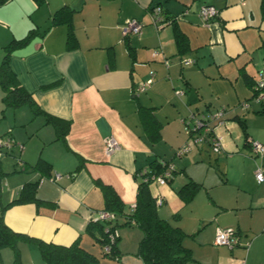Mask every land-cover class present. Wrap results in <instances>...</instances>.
<instances>
[{
  "label": "crops",
  "instance_id": "crops-1",
  "mask_svg": "<svg viewBox=\"0 0 264 264\" xmlns=\"http://www.w3.org/2000/svg\"><path fill=\"white\" fill-rule=\"evenodd\" d=\"M204 4L218 9L217 19H201L199 9ZM155 6L165 20L159 28L150 14ZM61 8L58 21L53 22ZM131 18L144 25L139 34L124 36L121 26ZM30 32L26 43H12ZM11 43L8 65L41 111L34 113L29 104L21 105L29 107L34 117L28 125L16 126L19 110H13L11 126L6 113L19 107L4 105L0 87V138L14 140L4 154L7 164H18L22 171L8 176L12 184L2 194L6 201L2 219L11 231L35 240L19 239L17 263L14 250L2 247L0 264H45L36 240L64 246L78 240L98 257L99 264H106L101 235L96 227L89 228L104 209L96 181L113 188L124 215L130 214L139 173L159 159L173 162L175 172L165 184H149V190L162 200L158 215L172 223L189 203L179 198L177 190L195 181L189 159L177 163L173 156V150L188 139L181 128L191 114L206 115L219 108L226 112L212 122V132L220 138L221 152L233 153L228 157L241 162L236 180L246 191L240 198L242 206L264 213V183L254 175L264 159L250 147L251 140L264 144V139L247 128L253 126L250 121L264 119V99L242 106L264 75L261 0H4L0 3V64ZM188 59L191 62L184 64ZM150 71L152 83L135 92ZM47 116L69 123L64 137L57 135ZM261 121L259 126H264ZM108 136L119 144L111 154L105 152ZM54 172L62 177L50 180ZM33 182L37 201L7 205L24 184ZM124 215L118 216V223ZM223 216L216 213L208 221L209 238L197 234L202 227L194 231L197 244L186 245L193 257L186 264H264V219L241 226L235 217L221 223ZM176 226L190 233L180 223ZM219 226L235 227L238 243L215 245ZM118 227L117 257L110 259L114 264H144L136 254L141 230L134 224Z\"/></svg>",
  "mask_w": 264,
  "mask_h": 264
},
{
  "label": "trees",
  "instance_id": "trees-1",
  "mask_svg": "<svg viewBox=\"0 0 264 264\" xmlns=\"http://www.w3.org/2000/svg\"><path fill=\"white\" fill-rule=\"evenodd\" d=\"M3 1L4 0H0V3ZM35 1L41 2L42 0ZM62 9L63 8L54 13L53 22H55V20L56 22L58 21L57 14ZM261 10L262 13H264V0H261ZM31 35L32 32L21 39L14 40L12 43L22 45L29 40ZM12 43L5 47V53L0 64V87L4 92L2 101L5 106L11 107H19L24 104H29L33 108L34 113L40 112L41 110L31 99L30 93L18 84L15 74L8 65L7 60L13 45ZM256 83L257 81L255 84ZM254 92L255 90L253 88V94ZM252 97L246 100L250 101L252 100ZM46 119L55 126L57 135L59 137H64L69 127V123L53 118L52 116H47ZM149 168L152 174H156L162 170L158 161L151 162L149 164ZM96 182L102 190L104 200V209L102 210L113 212L116 216L111 229H117V227L121 224H134L141 230L142 237L138 242L136 254L142 259L144 264H186L187 261L193 259L191 250L182 244L183 237L186 234L180 227L173 225L170 221L158 215L156 198L151 195L148 182H143L141 180L138 182L135 197V208L130 214L126 215H124V205L113 188L102 184L99 181ZM200 187L201 185L199 183L189 180L177 190V195L184 203H188ZM37 200L36 182L26 183L19 191L18 197L13 199L7 205ZM2 212L3 210L0 213V249L5 246L11 247L14 250V263H17L19 261V250L17 247L19 239H35L11 231L3 222ZM123 215L125 216V220L122 223H118V216ZM178 217V213L174 215V218ZM93 227H96L97 231L101 235L99 241L102 247L107 234L104 231L105 224L96 220L95 224L91 223L89 225L90 229ZM117 240L118 237L116 238L113 246V255H111V257L114 258H116L115 244ZM36 242L45 264H99L98 257L84 250L79 245L78 240H75L68 246L47 243L41 240H36ZM103 254L107 255L104 252Z\"/></svg>",
  "mask_w": 264,
  "mask_h": 264
},
{
  "label": "rangeland",
  "instance_id": "rangeland-1",
  "mask_svg": "<svg viewBox=\"0 0 264 264\" xmlns=\"http://www.w3.org/2000/svg\"><path fill=\"white\" fill-rule=\"evenodd\" d=\"M13 110H19L17 111V119L20 122H17L15 124L16 126H20L19 123L28 125L31 117H34L32 110L27 106L23 108H10L6 113V118L8 120L6 123L10 122L11 126L13 125ZM189 115L190 113L183 118L187 119ZM170 119H172V117ZM261 120L264 119L257 118L256 121H250V124L253 126H247V128L250 132H256L261 139H264V126H259L262 122ZM36 122L37 121H34L33 124H36ZM181 131L182 133L184 132V127L181 128ZM239 131H241L240 128ZM184 134L185 132L183 135ZM184 140L186 143H189L190 149L186 154L182 155L183 157H179L174 152L184 144ZM184 140L173 150V156L176 158L177 163L181 160L189 159L190 162L187 166L190 168V175L201 185L188 205L183 207L179 212V217H173L172 219L173 225L180 223L186 232H190L186 234L182 230L186 234L182 241L184 246L194 245V243L197 244L195 239H193V235L195 233L194 231L200 227H202V229L197 232V234L201 233L202 237H210L209 231L211 223L208 221L212 220L216 213L224 215L221 223L235 217V223L238 222L241 226H247L250 220L264 219V213H262L261 209L256 210L253 209V207H248L250 205L242 206L244 204L240 201V198L242 196L244 197L246 191L245 188L240 185L239 181L236 180L238 176L240 178V172L238 173V170H240L241 162L235 161L237 157H228L232 156L233 153L226 154L221 152V149L219 153L214 152L209 140H203L197 143L193 142L191 138H185ZM167 148L169 149L170 147L168 146ZM7 158L6 154L0 156V213L6 202L2 194L7 192L12 184V182L8 180V176L15 172H22L18 164H13L12 166H10L11 164L9 165V163L7 164ZM183 177H185V175ZM236 201L240 206L234 203ZM219 227L221 228L223 226ZM231 228L236 230L235 227ZM197 234L195 236H197ZM8 250L10 257L12 253H10V249ZM106 256L107 262L110 264L116 263L114 260L110 259L108 255Z\"/></svg>",
  "mask_w": 264,
  "mask_h": 264
},
{
  "label": "built area",
  "instance_id": "built-area-1",
  "mask_svg": "<svg viewBox=\"0 0 264 264\" xmlns=\"http://www.w3.org/2000/svg\"><path fill=\"white\" fill-rule=\"evenodd\" d=\"M150 14L152 17V22L158 28L165 23V20H163V17H161L160 14V7L158 6L153 7ZM218 14H219L218 9L210 4H204L199 9V16L205 22H209L217 19ZM143 25L144 24L136 18L127 19L124 22V24L121 26L122 34L124 36H128L130 34H139L141 32ZM190 62L191 60L188 59V60H184L183 63L189 64ZM149 74L150 76L145 82L135 86L134 88L135 92L145 90L146 87L152 83L154 72L150 71ZM262 87H264V75H261L260 80L257 81V83L254 86L255 92L253 94L252 101L259 103L262 99H264V88ZM179 92L180 91H177V93ZM249 104L250 101L247 100H244L242 102V106L244 108H247ZM225 112L226 110L224 108H219L213 112L207 113L206 115L191 114L190 117L188 118V122H186V125L184 126V131L187 137L191 138L195 143L203 140H209V142L212 145L213 151L215 152L220 151V138L213 134L212 132L213 126L211 124L212 122L221 120L225 115ZM13 142L14 140L11 137H7L5 139L0 138V156L4 153L9 152V150L12 148ZM104 145H105V152L107 154L113 153L119 147L118 142L113 136L106 137L104 139ZM22 147H23L22 144H18L19 149H22ZM250 147L255 156H259L262 159H264V144H261L256 140H251ZM189 149H190L189 143L185 142L182 146H180L176 150L175 153L177 156H181L185 154ZM158 162L162 170L156 174H152V172H150V168L143 169L139 173V175L141 176V181L148 182L149 184L154 182L158 184H165L168 180L173 178L175 172L173 163L171 161H166L164 159H159ZM254 175L259 183H264V166H258L255 170ZM61 177L62 174L58 172H54L53 175L50 177V180L56 181ZM42 180L43 179H40L39 182H41ZM156 203L157 205H160L162 203V200L160 198H156ZM134 208H135V204H133L131 207L132 211L134 210ZM115 217L116 216L113 212L107 210H100L98 212L97 217L95 218V220L103 222L105 224L104 231L107 234H106L105 242L102 244V250L108 256L113 255L112 254L113 246L116 238L118 237L117 229H111ZM238 240H239V235L237 231L232 228L226 227V228H218L216 230L213 242L215 245H226L232 247L236 243H238Z\"/></svg>",
  "mask_w": 264,
  "mask_h": 264
}]
</instances>
